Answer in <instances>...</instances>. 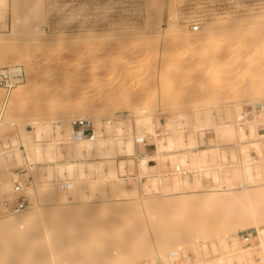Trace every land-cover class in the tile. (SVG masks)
<instances>
[{
    "label": "rangeland",
    "instance_id": "374dc122",
    "mask_svg": "<svg viewBox=\"0 0 264 264\" xmlns=\"http://www.w3.org/2000/svg\"><path fill=\"white\" fill-rule=\"evenodd\" d=\"M2 9L0 8V59L5 56L7 59L6 61L0 60V69L6 68L9 63L22 61V56H30L29 64L32 73L25 72L24 82L17 86L30 83L34 84L33 88L35 87L33 91L25 93L18 99L17 108L10 113L11 125L0 126V151L12 156L7 158L9 166H6V159L0 158V175L9 170L10 175L7 178L14 185L18 181L22 187L32 188L34 185L38 187L47 183L41 170L39 171L44 165L38 164L32 175H29L28 169L20 167L16 161L14 151L17 148L21 151L26 149L20 144L15 145L14 142H19L20 135L30 124L38 122L54 128L64 125L65 140L68 141L70 135L68 129L76 120L90 121L93 126L94 123H99L105 131L111 116L121 114L120 119L124 122L121 127L125 128L144 109H149L155 114H153V120L156 124L158 120L160 121L158 128L160 139L164 138L162 134L166 132V125L170 124L175 130L183 133L187 143L195 139L197 146L201 149L219 147L218 162L232 171L230 172L231 178L234 177L233 170H238L240 173L242 170H240V160H247L248 155L251 159L262 161V165L264 164V145L260 152L249 145L252 141L250 139L245 142L247 148H243V145L242 147L226 146L228 142L222 140L212 126L204 130L196 129V118L200 113L209 112L215 124L225 126L232 123V126H239L253 121L255 117L248 115L249 112L257 104L264 103V90L251 94L248 87L252 84L246 83L247 76H251L250 73L256 72L255 74L260 75L262 72L264 74V0H18L17 2L7 0L6 10ZM16 18L21 19L22 23L20 22L21 24H18L16 31L13 32L11 28ZM31 19L33 23L30 22ZM24 22L31 23L27 26L29 28L26 29L27 31L21 30L23 25H26ZM196 27L199 30H196ZM212 27L222 32L209 38L207 47L210 49L217 42L227 46L225 50L227 48L228 53L227 51L225 53L223 49L217 56L220 54L221 59L224 56L232 58L229 59V64L234 76L231 78V74L224 73L221 80H211L214 88L210 92H205L202 86L204 84H200L201 77L206 70V64L200 63V59L204 58L200 57V51L196 46L194 49L189 46L190 42L198 38L200 32ZM40 30L46 37L37 43L34 41V34ZM184 30L187 35L181 34ZM118 31L120 35H117ZM227 33L233 37L227 38L229 36L226 35ZM62 44L65 50L56 51ZM258 46L261 49L260 52L256 50L259 49ZM161 54H167L171 60L165 61ZM225 57L223 59H227ZM19 64L25 67L23 62ZM214 69L215 67L210 70ZM114 71L124 73V75L110 80L109 76ZM262 77L264 81V76ZM216 82L217 86H220L217 89L223 90L218 94L214 92ZM16 87L9 92L0 88V124L4 123L3 120L10 111L9 100ZM29 97H32L31 99L36 103L28 105L27 98ZM164 98L168 99V102H164ZM80 107L85 108L80 109ZM227 109L231 110L234 115H228ZM237 112L246 118L243 121V118L240 120ZM182 115L188 116L187 120L182 119ZM261 116L263 117L259 118H264V114ZM249 126L250 124L247 123V132ZM259 129L264 130V126H259ZM261 130L260 134H264ZM153 139L149 136L146 141H153ZM154 150L156 151V146ZM241 150L247 153L242 154ZM64 153L66 154L65 151ZM138 155L142 156L140 152ZM224 155L228 161L223 159ZM124 159L129 162L123 173L117 164ZM209 159L210 166L203 173H196V175L194 170H192L194 173H191L189 168L191 166L183 168L184 171H188L192 182L195 180V175H201L199 179L202 180L200 181L204 190L219 188V183L215 181V173L225 175L214 164V153L209 155ZM141 160L142 158L138 157H119L116 160L118 176L121 179H126V176L130 175L138 176V183L141 178H146L141 181V186H144L151 177L161 179L168 175L170 178L173 175L180 176L181 179L186 177L180 173L171 172L174 167L172 160L169 161L168 157L166 159L167 169L162 172V177L161 173L156 171L145 172L140 166ZM157 163L158 161L150 165H157ZM225 168L224 172H226ZM191 169L194 168L191 167ZM87 180H89L88 184L83 182L86 188L82 183V187L77 183L71 185V190L62 191L59 187L57 188L55 196L60 198L62 203H74L66 206L65 209L77 212L79 209V212L84 209L83 212L86 214L83 213L81 218L61 216L55 218L57 221L53 220L56 222L53 223V227L59 234L57 242L60 241L58 244L56 242V247L67 242L71 243V240L80 237L81 241L86 243L85 245L92 244L90 247L93 246V256L96 259L107 256L114 259L124 258L127 264H143L145 261L147 264H153L155 258L151 256L152 240L158 234L166 236L186 229L179 227L180 223L171 220L170 215L173 214L165 210L168 209L165 206L170 198L164 197L163 190L147 193L140 189L142 198L156 197L160 205H165L159 207L161 210L157 208L156 213L147 219L137 210L130 209V205H140V201L133 200V197L115 198L109 193L110 183L104 185L102 182L92 183L93 180ZM235 181L236 185L242 183L241 178ZM138 183L136 181L127 182L126 187L139 190ZM96 184H100L99 187L98 185L96 187ZM93 186L94 190L91 188ZM102 190L104 193H101ZM12 192L13 190L3 193L0 197L6 199L11 196ZM69 193L71 194L68 195ZM25 194L29 200L28 212L37 206L47 211L50 209L48 205L53 194L39 192L32 198L27 193ZM81 195H86L89 201L91 199L90 204H77L80 202L78 197ZM89 214L91 216L87 218ZM199 214L201 212H196V215ZM204 214L199 216L202 217ZM206 216L204 218L206 222L213 219L211 214ZM198 217L199 220L200 217ZM186 218L188 219L189 216L184 215L180 220L181 223L188 224L189 219ZM130 230H139V232L130 235L128 234ZM80 233L85 236L83 234L79 236ZM219 233L228 243L232 242L237 233V238H240L244 248H246L242 242L244 235L257 237L258 241V232L253 228L241 231L236 228L220 229ZM8 235L4 234L1 238ZM139 236L145 237L150 244L146 246L140 242V245L138 240L136 242ZM76 239L74 241H77ZM204 242L208 246L207 256L204 251L190 250L186 260L181 258L177 264H197V261L204 258L209 261L221 256L222 250L218 238L211 237ZM79 243L77 244L79 247H88L82 243L80 246ZM212 244H216L217 251L214 250ZM3 250L0 252L7 254L6 249ZM36 252L35 255L40 253ZM41 252L43 254V251ZM79 255H81L80 258L84 257V251H81ZM254 263L262 264L263 262L255 255Z\"/></svg>",
    "mask_w": 264,
    "mask_h": 264
},
{
    "label": "bare ground",
    "instance_id": "6f19581e",
    "mask_svg": "<svg viewBox=\"0 0 264 264\" xmlns=\"http://www.w3.org/2000/svg\"><path fill=\"white\" fill-rule=\"evenodd\" d=\"M17 1L18 0H16V2ZM6 7L7 0H0V8L5 9ZM35 17L37 16L35 15ZM20 22L22 23L21 19L16 18V21L15 23H13V26L11 28L13 32L16 31L18 24H21ZM30 22H32V19ZM27 23H25L26 25L22 24L23 28L21 30H26L28 28L27 26L31 25V23ZM119 32L120 31H118L117 35L121 34ZM221 32L222 30L214 29V27L206 28L202 32H200L198 38H196L195 40L193 38L192 40L194 41L190 42L189 48L193 47L194 49V47L196 46L198 48V51H200V57L204 58L203 60L199 58L200 63L206 64V70L201 77L200 82V84H204L202 86L204 87L203 91L205 92H210L211 89L214 88L213 84H211L210 82L211 80H221L224 73L231 74V78L234 76V74L231 73L232 68L229 64L232 58L230 59L227 58V56H224L227 59H223L224 57L221 59L220 54L219 56H217V54L223 49L225 50V47L227 46L221 44V42H217L216 44L211 46L210 49L207 47L209 38L216 34H221ZM185 33L186 31L184 30L181 34L184 35ZM224 33L223 36L225 35ZM226 35H229L228 37L226 36L227 38L231 36L228 33ZM45 37L46 36L44 32L40 30L34 34V41L40 43L45 39ZM251 43L253 44V42ZM62 45H59L56 51L63 52L65 48L64 44ZM258 45L260 46V44ZM256 50H259L260 52L261 49L259 47V49L257 48ZM226 51L227 48L225 50V53ZM262 52L263 51H261V53ZM29 57L28 55L22 56V61L9 63L4 69H17L21 70L24 73H32L31 65L29 64ZM161 57L165 61L171 60V57L167 56V54L162 55ZM6 59L7 57L5 56L0 60L6 61ZM21 62L24 63L25 67L19 64ZM7 63L8 62H6V64ZM213 67H215V69L211 71L210 69ZM222 68L224 69L222 70ZM255 73L256 72L250 73L249 75L251 76H247L246 80V83L248 82L252 84H249V90L247 89L251 94H256L257 92H261L262 90H264V81H262L263 77L261 78V76H264V74L262 72L260 75ZM123 75L124 73L120 74L117 71H114L110 74L109 79L115 80L119 77H122ZM23 82L24 81L22 80L15 79L12 82V85L13 87H16ZM33 85L28 83L25 85L17 86L13 90L12 96L9 100L10 111L5 116V120H3L4 123L0 124V126L11 125L10 113L17 108L18 99L20 97H22L29 91H33L32 89L35 88H33ZM214 86L216 89L214 90L215 93L218 94L219 92L223 91L217 89L218 87H220L217 86V82ZM31 98H27L28 105L36 103ZM164 102H168V99H165ZM257 105H262L264 108V103H259ZM84 108L85 107H80V109ZM226 112L230 116L234 115L231 110L227 109ZM237 113L239 119L241 120L243 118L242 114L240 112ZM153 114L154 113L149 109H144L140 111L137 114L136 119L130 121L129 125L125 128L121 127L124 123L120 119L121 114L118 116H111L110 121L106 124L105 131L102 130L101 124L94 123V135L88 138H79L75 136L72 126H70V128L68 129L70 132L68 141L65 140L66 138L64 135V125L54 128L50 125L42 123L40 124L38 122L30 124V126H28L24 130L22 135H20L19 142H14L15 145L20 144L21 146L25 147L26 150L21 151L17 148V150L14 149L15 151H13L15 152L17 164L22 168H27L29 171V175H32L38 164L44 165L43 167L41 166L42 168L39 169V171L41 170L42 176L47 180V183L38 187L34 185L32 188L25 186L23 187V190L25 193H27V195L31 196V198L35 197L39 192H47L50 195L53 194L54 196H52V198L49 200L48 207L50 209H48V211L43 207L37 206L32 208L29 212V209H27L26 211L19 212L18 214L0 217V246H2L0 247V251H4L3 249H6L7 253L4 254L3 252H0L2 253V255L0 254V264H127L124 258L114 259L107 256H103V258H101V256L99 259H96L93 256V246L90 247V245L92 244L85 245L86 243H83L80 237L77 238H80V240H77L75 238L78 242L74 241L75 239H73V241L71 240V243L67 242L66 244L64 243V245L62 244V246L58 245L59 248L56 247V245L60 241L57 242L59 234H57V231L53 227V223L57 221V219L55 218L61 216L69 218H81V215H83L84 213V209L81 212H79L80 209L78 210V212L75 210L72 211L65 209L66 206L73 205L74 203H62L61 199L55 196L57 188L59 187L62 191H65L66 189L71 190L72 187L70 186L75 183L82 187L84 185L83 182H87L88 184L89 180L87 179L93 180L92 183L102 182L104 183V185L106 183H110L109 187L111 186V188L109 193L115 198L133 197V200L136 199V201H140V205H130V209L133 208L132 210H137L139 214H142V216L147 219L152 217V215L156 213L155 210L157 208L161 206L164 207L165 205H160V202L158 203V198L156 197L142 198L140 194L141 192H139L140 189L145 190L147 193H150L151 191L159 192L160 190H163V192L165 193L164 197L170 198L167 201L168 204L166 203L165 206V208L167 207L168 209L163 208V210L165 209L166 211H170L171 214H173L170 215L172 217L171 220H173L174 222L176 221L178 224L180 223L179 227H185L186 229L170 233L166 236H161L160 234H158L156 238L152 240L153 246L151 249V256L155 258V260H153V264H174L173 257L178 260L183 258L185 261L187 256H189L190 250H200L201 252L204 251L207 256L209 253L207 248L208 246L205 245L204 241L211 237L218 238L222 250L221 256L217 259L209 261L205 260L206 258H204L200 261H197V264H255V255L260 257L263 262L262 264H264V164L262 165V161H255L251 159L248 154H246L248 155L247 160H240V170H242L239 171L241 174L238 172V170H233L234 177L231 178L232 175L230 174V172L232 171H229L225 166L227 168L226 170V168L221 165L220 162H218L220 159V155L219 153H217L219 147L213 149H201L197 146L195 139H192L191 141L189 140L190 142L188 141L189 143H187L185 137L183 136V133L181 134L180 132L175 130L170 124L166 125V132L162 134L164 135V138L160 139L159 137L161 135H159L158 130V128L160 127V121L158 120L156 124L153 120ZM263 114L264 111L260 114H253L255 119L253 121L247 122L250 124L248 128L249 131L247 132V123L240 124L239 126H232V123L225 126L224 124L218 125L213 122L212 115L209 112H203L200 113L196 118V129L204 130L206 129V127L212 126L215 129L216 133L221 136V139L228 142L226 146L236 145L238 147H242L243 145V148H247L248 146L245 145V142L247 139H250L252 141H250L249 145L260 152L262 149V145H264V134H260L261 129H259V126H264V123L261 124L262 122H264V118L261 119L259 117H263L261 116ZM181 118L187 120L188 116L182 115ZM149 136L154 138V142L148 140V144H150V142L153 143L156 146V151L154 152V154L152 153V156L147 155L139 157L138 153L144 151L143 142L146 141ZM62 146L64 147L62 148ZM64 151L66 152V154L64 153ZM244 152L246 151H240V153L242 154ZM211 153H214V164H216V166L219 167V170L221 169L222 173H224L225 175L222 176L221 173H215V181L219 183V188L214 190H204L201 183L202 180L199 179L201 175L196 176V173H203L204 170H206V168L210 166L211 161L209 159V155ZM225 156L226 155H224L223 159L227 160ZM11 157V154L6 155L4 151H0L1 159H6L7 161V158ZM119 157L142 158L140 162V166L142 167V169H144L145 172L156 171L157 173H161V177L162 172L167 169L166 159L168 157L170 159L169 161L172 160V166L174 167V169L178 168L179 173L186 177L184 179H181L180 176L174 175V177L172 176V178L168 177V175L163 179L151 177L144 184V186H141V178L139 180L140 182L138 183L139 190L128 189L126 187V184L127 182L133 183V178L131 177L132 175L126 176V179H121L118 176L116 160H118ZM150 159L155 161V163L158 161L157 165H150ZM128 162L129 161L124 159L119 161L117 164L119 165L120 171L122 170L123 173ZM222 162L223 161H221V163ZM9 165L10 163L9 161H7L6 166ZM172 166L170 167L173 168ZM189 166L193 167L194 169H191V167ZM187 167L190 168L191 173L193 172L192 170L195 171L196 175L194 182L190 180L188 171H183V168ZM224 168L226 172H224ZM44 171H47V173H43ZM9 175V170H6L4 174L0 175V195L6 192H10L11 190L14 191L15 189L14 183H12L10 179L7 178L9 177ZM16 175H18V173ZM240 178L242 179V183L236 185L235 180L239 181ZM72 180L75 182H73ZM81 183L83 185H81ZM89 185L91 186V184ZM97 185L98 184H96V187ZM83 187H85V185ZM91 188H93L94 190V186ZM95 191L98 192L97 189ZM101 193H104L103 190ZM70 194L71 193H69L68 195ZM78 201L80 202H78L77 204L87 205L90 204L91 199L89 201V198H87L86 195H81L78 197ZM158 210L161 209L159 208ZM196 212H201V214L199 215H202V213L205 214L201 217L199 215H196ZM208 214L213 215V219L209 222H206V219L204 218H206V215ZM184 215L189 216L188 224L183 221V223H181L180 221L182 217H184ZM90 216L91 215L89 214L87 218H89ZM197 217L199 218V220L197 219ZM191 219L193 223H190ZM219 228L221 230H232L233 228H236L239 231L249 228L256 229L258 232L259 243L257 246L254 245L252 247L244 248L241 245L240 238H237V233L232 242L228 243L219 233ZM138 232L139 230H130L128 231V234L135 235ZM4 234L9 235L2 239L1 237ZM82 234L80 233L79 236ZM10 236L12 237L10 238ZM13 236H15V238ZM83 236L85 235L83 234ZM137 240L139 244L140 242L141 244L143 243L142 245L150 244V242L145 239V237L139 236L137 237L136 242ZM79 242L84 244V246H88L90 248L79 247L77 245ZM82 244L80 246H82ZM212 245L214 246V250L217 251L218 248L216 244ZM6 247L8 248L9 252ZM43 249L46 251H44ZM36 250L39 251L36 252ZM41 251H43V254ZM81 251H84L85 256L80 258L81 255H79V253H81ZM35 252H40L38 253L40 255H35ZM44 252L46 253L44 254ZM143 264H147L146 261Z\"/></svg>",
    "mask_w": 264,
    "mask_h": 264
},
{
    "label": "built area",
    "instance_id": "2783aa9c",
    "mask_svg": "<svg viewBox=\"0 0 264 264\" xmlns=\"http://www.w3.org/2000/svg\"><path fill=\"white\" fill-rule=\"evenodd\" d=\"M196 30H199L198 27H196ZM25 73L21 70L17 69H0V88L6 91H11L14 87L12 85V82L17 80L24 81ZM264 111V108L262 105H256L252 108V111L249 112L248 115L252 116L253 114H260ZM246 117H243L242 121ZM241 121V122H242ZM73 133L75 136L79 138H88L94 135V126L91 122L86 120H77L74 121L72 124ZM144 145V151H141L140 154L142 156H147V153L149 149L151 148V145L148 144L147 141L143 142ZM141 155L139 157H142ZM152 162H150L151 164ZM184 171V170H183ZM172 173H179V169H171ZM133 178V181H136L138 183V176H131ZM146 178H142V181H144ZM11 201L9 202H2L0 203V216H10L13 214H18L19 212H24L28 209L29 200L26 194L24 193L23 187L20 183H15V189L13 193L11 194ZM242 242L245 247H252L256 244H258L257 237H253L252 235L246 234L242 237ZM174 264H177L178 259L174 258Z\"/></svg>",
    "mask_w": 264,
    "mask_h": 264
},
{
    "label": "crops",
    "instance_id": "0c3cea01",
    "mask_svg": "<svg viewBox=\"0 0 264 264\" xmlns=\"http://www.w3.org/2000/svg\"><path fill=\"white\" fill-rule=\"evenodd\" d=\"M261 131H264V130H261ZM149 145H151V148L149 149V151H148V153H147V155L148 156H152L153 154H154V152H155V150H154V144L153 143H150ZM151 153V154H150ZM153 153V154H152ZM150 162H155V161H153L152 159H150ZM11 199H12V197L10 196V197H8V198H1L0 197V203H2V202H9V201H11Z\"/></svg>",
    "mask_w": 264,
    "mask_h": 264
}]
</instances>
